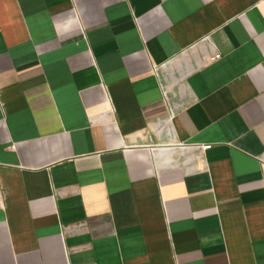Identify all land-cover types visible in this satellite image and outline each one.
Returning <instances> with one entry per match:
<instances>
[{"label":"crops","instance_id":"1","mask_svg":"<svg viewBox=\"0 0 264 264\" xmlns=\"http://www.w3.org/2000/svg\"><path fill=\"white\" fill-rule=\"evenodd\" d=\"M0 264H264V0H0Z\"/></svg>","mask_w":264,"mask_h":264},{"label":"built area","instance_id":"2","mask_svg":"<svg viewBox=\"0 0 264 264\" xmlns=\"http://www.w3.org/2000/svg\"><path fill=\"white\" fill-rule=\"evenodd\" d=\"M222 55L220 53H218L217 51H215L214 49H212V55L208 58L207 62H214L216 60L221 59ZM156 73L158 72V68H155ZM201 151H207L209 149L212 148V145H200L198 147Z\"/></svg>","mask_w":264,"mask_h":264}]
</instances>
